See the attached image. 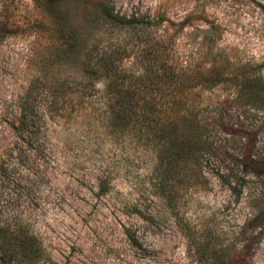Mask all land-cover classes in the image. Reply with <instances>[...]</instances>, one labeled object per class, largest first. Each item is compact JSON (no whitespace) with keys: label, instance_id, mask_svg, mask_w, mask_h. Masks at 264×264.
I'll list each match as a JSON object with an SVG mask.
<instances>
[{"label":"rangeland","instance_id":"1","mask_svg":"<svg viewBox=\"0 0 264 264\" xmlns=\"http://www.w3.org/2000/svg\"><path fill=\"white\" fill-rule=\"evenodd\" d=\"M113 1L124 14L161 12L175 22L192 15L176 37L184 54L199 57L219 48L232 74L246 67L264 83V0ZM46 2L0 0V165L6 160L12 170L9 179L0 175V221H20L37 234L42 255L34 264H198L196 241L219 249L235 240L251 214V191L235 202L213 176L209 189L196 190L185 187L183 175L176 177L173 205L152 191L151 153L127 131L116 135L107 127L99 92L80 96L77 63L62 57ZM73 12L74 25L87 30L84 11ZM209 24L217 30L206 31ZM103 36L113 42L119 32L108 29ZM127 41L138 44L136 37ZM232 83L201 94L236 111ZM261 98L263 107L252 108L255 116L245 125L263 148ZM24 106L35 109L43 132L36 153L22 151L13 129ZM105 174L110 185L102 193L99 178ZM249 264H264V239Z\"/></svg>","mask_w":264,"mask_h":264},{"label":"trees","instance_id":"2","mask_svg":"<svg viewBox=\"0 0 264 264\" xmlns=\"http://www.w3.org/2000/svg\"><path fill=\"white\" fill-rule=\"evenodd\" d=\"M90 1L46 2L51 26L61 35L62 57L77 63L78 93L88 99L93 91L99 92L107 127L116 135L127 131L151 153L154 163L148 184L167 204L173 205L176 199L179 175L185 177L187 189L196 190L209 189L213 176L235 202L250 190L251 214L239 225L235 240L219 249L195 242L198 264H249L252 249L264 239V147L258 146L253 133L248 134L245 123L255 116L252 108L263 107V79L246 67L232 74L229 64L222 65L219 48L199 57L184 54L176 37L192 15L175 22L161 12L156 16L121 13L113 0ZM75 8L84 11L87 30L74 25ZM159 25L160 32L155 33L152 28ZM209 27L206 31L218 28L216 24ZM108 29L119 32L113 42L104 40ZM128 37H136L138 44L128 42ZM231 80L236 111L203 98L201 90ZM37 116L33 107L24 106L19 124L13 127L23 141L22 151L36 153L41 148L43 132L35 123ZM11 171L9 162H1L3 178L9 179ZM109 185L110 176L99 178L102 193L109 191ZM41 252L37 234L22 222L0 221V264H34Z\"/></svg>","mask_w":264,"mask_h":264}]
</instances>
